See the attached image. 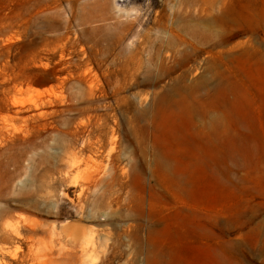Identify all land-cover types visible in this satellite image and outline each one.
I'll list each match as a JSON object with an SVG mask.
<instances>
[{"label": "rangeland", "instance_id": "obj_1", "mask_svg": "<svg viewBox=\"0 0 264 264\" xmlns=\"http://www.w3.org/2000/svg\"><path fill=\"white\" fill-rule=\"evenodd\" d=\"M0 264H264V0H0Z\"/></svg>", "mask_w": 264, "mask_h": 264}]
</instances>
